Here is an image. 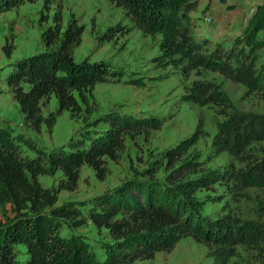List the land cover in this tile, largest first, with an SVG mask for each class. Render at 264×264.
<instances>
[{"label":"trees","instance_id":"1","mask_svg":"<svg viewBox=\"0 0 264 264\" xmlns=\"http://www.w3.org/2000/svg\"><path fill=\"white\" fill-rule=\"evenodd\" d=\"M24 1L0 0V15ZM109 1L123 8L144 35H160L159 57L164 62L181 66L186 61L183 68L188 72L201 67L219 71L247 86L249 94L260 92L264 96V62L256 63L258 50L264 46V39L259 36L264 30V0L256 6L242 38L248 52L242 49L229 55L219 50L202 51L189 32L186 23L196 0ZM52 2L44 1L41 22L50 19ZM62 19L59 6L53 24L42 32L46 48L13 62L5 76L25 122L36 130L43 125L52 129L64 110L72 117L91 112L90 100L95 97L96 85L120 80V71L105 60H75L73 51L83 42L85 24L72 15L64 27ZM112 30L100 40L111 39ZM4 49L10 57L13 45L6 44ZM189 90L186 100L225 108L226 117L213 141L218 153L228 150L239 154L248 150L252 142L264 140V115L239 110L222 85L197 80ZM53 94L58 107L45 116L42 107ZM100 120L108 126L96 135L72 137L68 144L50 152L46 164L42 158L28 157L16 143L0 137V264H130L138 259H154L157 253L170 251L186 236L206 244L215 264H235L233 258L241 256L240 244H252L264 256V232L247 231L242 218L234 212L213 221L207 219L201 211L203 202L197 197L199 190L213 189L218 183L238 190L264 186V156L245 168H204L199 157L187 155L203 132L199 127L165 151L168 173L163 178L156 173L164 163L154 161L121 185L95 196L87 214L69 203L57 205L62 190L77 187L84 164L103 178L107 158L118 159L126 135L160 127L157 118H139L116 110ZM58 171L64 177L57 186L46 187L38 179L41 174ZM261 202L264 210V195ZM89 219L112 239L105 243L104 261L90 253L80 236L67 238L61 233L62 220L74 221L79 227Z\"/></svg>","mask_w":264,"mask_h":264},{"label":"rangeland","instance_id":"2","mask_svg":"<svg viewBox=\"0 0 264 264\" xmlns=\"http://www.w3.org/2000/svg\"><path fill=\"white\" fill-rule=\"evenodd\" d=\"M45 0H25L0 15V137L16 143L28 157H40L48 163L53 150L68 144L73 137L83 133L103 130L108 123L100 117L109 111L132 113L139 118H157L160 127L145 128L125 136L117 160L107 158V170L103 178L91 166L84 164L80 169L78 185L73 190H62L57 205L72 204L87 214L90 201L108 189L121 185L125 180L144 171L154 161L164 164L158 168L157 176L163 178L168 171L165 164L167 149L190 137L199 127L202 134L188 151L199 157L204 168L223 171L228 167L245 168L264 156V140L254 141L248 150L233 154L226 150L218 153L213 145L219 124L225 119V108L213 103L199 104L186 100L185 96L194 81L202 80L222 85L241 111L264 115V96L260 92L248 93L244 84L237 82L219 71L198 68L185 71L183 65L176 66L160 59V35L146 36L126 16L123 8L109 0H53L50 19L40 21ZM263 0H196L189 11L187 26L196 43L204 52L221 51L223 55L248 48L242 38L256 6ZM59 6L62 9L63 26L66 27L72 15L85 24L83 42L74 48L75 60L89 57L92 61L105 60L120 71L119 81H105L96 85L94 99L90 100L91 112L81 117H72L64 110L52 129L43 125L36 130L26 123L15 100L13 92L5 82L10 65L44 50L42 39L44 28L53 24V17ZM110 28L113 37L101 41L100 36ZM128 29H131L127 33ZM264 39V30L260 32ZM13 45L9 57L4 49ZM226 55V56H227ZM256 63L264 62V46L258 50ZM244 58V57H243ZM58 107L53 94L42 107L47 116ZM201 126V127H200ZM63 172L41 174L40 182L46 187L57 186ZM264 186L252 185L238 190L231 185L216 184L213 189L197 192L203 202L202 214L209 220H216L228 212L242 218L247 231L264 232V210L262 199ZM11 206L7 209L11 214ZM3 210L0 206V219ZM61 233L70 238L78 235L87 244L90 253L104 261L105 243L111 241L106 230H98L89 219L77 226L74 221L62 220ZM241 256L233 258L235 264H262L261 253L252 244L238 245ZM130 264H215L208 255V247L192 236L183 237L170 251L157 253L154 259H138Z\"/></svg>","mask_w":264,"mask_h":264}]
</instances>
